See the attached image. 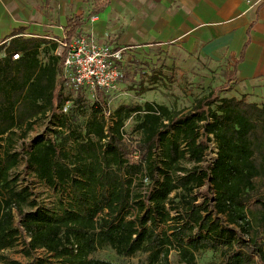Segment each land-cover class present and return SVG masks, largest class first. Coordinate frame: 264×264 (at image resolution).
Here are the masks:
<instances>
[{"label": "trees", "instance_id": "obj_1", "mask_svg": "<svg viewBox=\"0 0 264 264\" xmlns=\"http://www.w3.org/2000/svg\"><path fill=\"white\" fill-rule=\"evenodd\" d=\"M110 2L70 17L68 39ZM20 34L0 46V252L21 246L27 264H121L98 258L105 249L141 254L138 264H171L172 253L198 264L209 251L219 264H264V101L227 96L237 64L187 112L151 102L111 112L110 92L96 91V108L82 89L69 98L58 43ZM162 76H145L141 93ZM41 120L46 131L27 142ZM26 173L60 194L57 208L23 185Z\"/></svg>", "mask_w": 264, "mask_h": 264}, {"label": "crops", "instance_id": "obj_2", "mask_svg": "<svg viewBox=\"0 0 264 264\" xmlns=\"http://www.w3.org/2000/svg\"><path fill=\"white\" fill-rule=\"evenodd\" d=\"M91 9L92 0H0V46L16 31L25 38L61 39L68 19ZM96 16L80 34L124 50V70L127 61L144 51L175 49L237 64L243 95L264 90V0H111ZM147 74L143 71L140 80L146 81ZM126 82L117 88L124 89Z\"/></svg>", "mask_w": 264, "mask_h": 264}, {"label": "rangeland", "instance_id": "obj_3", "mask_svg": "<svg viewBox=\"0 0 264 264\" xmlns=\"http://www.w3.org/2000/svg\"><path fill=\"white\" fill-rule=\"evenodd\" d=\"M61 48L57 50V54L61 53ZM142 56H133V59L125 64L127 86L124 89L117 88L110 92L107 98V109L114 112L122 105H143L145 102H151L158 105H165L170 109L187 112L191 110L196 101L207 95L213 88L223 85L226 82L225 72L230 67L225 61H215L212 59H204L196 56H191L175 49L168 51L161 48L149 49L140 53ZM43 59H47L46 53L42 55ZM143 71L149 74H154L157 71H162L163 76L152 90L141 93L140 74ZM122 82V81H121ZM149 84V82H148ZM150 85V84H149ZM151 86V85H150ZM228 97H240L245 90L237 87ZM239 88L240 90H238ZM70 98L77 95L68 92ZM86 104L96 108L95 103L97 98L93 93L85 90ZM249 101L262 103L264 101V90L254 91L252 94H246ZM83 115L87 119V114ZM134 121L130 120L127 123L126 129L132 131ZM47 121H39L34 130L29 134L30 139L42 134L46 131ZM215 155L213 154L212 157ZM24 171L22 165L17 174ZM23 185H30L31 191L34 192L38 201L48 208H57L59 206L60 194L46 186L31 174L26 173L21 175ZM23 247L18 246L14 249L0 252V264H10L11 261L19 264H27L28 259L21 253ZM43 251H38L35 257H42ZM98 258L118 262L121 264H138L144 258L141 254L131 259L119 258L111 249L101 250L97 254ZM198 264H219L220 255L214 252H201L197 254ZM171 264H182L176 253L170 256Z\"/></svg>", "mask_w": 264, "mask_h": 264}, {"label": "built area", "instance_id": "obj_4", "mask_svg": "<svg viewBox=\"0 0 264 264\" xmlns=\"http://www.w3.org/2000/svg\"><path fill=\"white\" fill-rule=\"evenodd\" d=\"M90 20L94 23L98 16H93ZM53 42L59 44L61 53L66 51L64 76L67 81V93L77 94L81 89L93 94L97 90L111 92L125 79L126 72L121 65L124 50H114L86 34H80L73 39L63 35L61 39H53ZM20 59V53L13 55L14 61ZM72 104V101L65 104L64 114L69 113Z\"/></svg>", "mask_w": 264, "mask_h": 264}]
</instances>
